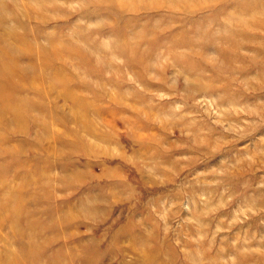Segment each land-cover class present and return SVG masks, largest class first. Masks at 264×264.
I'll return each instance as SVG.
<instances>
[{
  "label": "rangeland",
  "instance_id": "374dc122",
  "mask_svg": "<svg viewBox=\"0 0 264 264\" xmlns=\"http://www.w3.org/2000/svg\"><path fill=\"white\" fill-rule=\"evenodd\" d=\"M0 94V264H264V0H0Z\"/></svg>",
  "mask_w": 264,
  "mask_h": 264
},
{
  "label": "bare ground",
  "instance_id": "6f19581e",
  "mask_svg": "<svg viewBox=\"0 0 264 264\" xmlns=\"http://www.w3.org/2000/svg\"><path fill=\"white\" fill-rule=\"evenodd\" d=\"M0 95H1V94H0ZM17 217H18V216H15V217H14V220H17ZM31 258L33 259L31 262L34 263V258H33L32 256H31Z\"/></svg>",
  "mask_w": 264,
  "mask_h": 264
}]
</instances>
